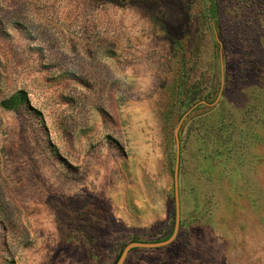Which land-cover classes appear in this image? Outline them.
Listing matches in <instances>:
<instances>
[{
    "label": "rangeland",
    "instance_id": "1",
    "mask_svg": "<svg viewBox=\"0 0 264 264\" xmlns=\"http://www.w3.org/2000/svg\"><path fill=\"white\" fill-rule=\"evenodd\" d=\"M131 242L264 264V0H0V264Z\"/></svg>",
    "mask_w": 264,
    "mask_h": 264
},
{
    "label": "water",
    "instance_id": "2",
    "mask_svg": "<svg viewBox=\"0 0 264 264\" xmlns=\"http://www.w3.org/2000/svg\"><path fill=\"white\" fill-rule=\"evenodd\" d=\"M177 159H178V154H177ZM163 243V242H161ZM159 243H155V244H149V243H144V242H131L129 244H127L124 249L122 250L119 258L117 259L116 263L115 264H122L124 258L126 257L128 251L131 249V248H134V247H150V246H155V245H158Z\"/></svg>",
    "mask_w": 264,
    "mask_h": 264
}]
</instances>
